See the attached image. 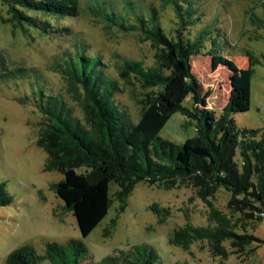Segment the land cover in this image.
I'll use <instances>...</instances> for the list:
<instances>
[{
  "label": "trees",
  "instance_id": "1",
  "mask_svg": "<svg viewBox=\"0 0 264 264\" xmlns=\"http://www.w3.org/2000/svg\"><path fill=\"white\" fill-rule=\"evenodd\" d=\"M0 2L8 14L7 18L1 15L0 21L10 23L15 29L31 27L47 35L62 29L54 27L51 19L81 13L80 0ZM176 6L179 28L170 34L154 7L144 14L128 3L123 13L109 1L90 0L89 8L108 28L134 32L143 41L151 42L156 50L154 66L127 59L119 68L124 81L133 83L136 79L151 90L141 99L140 117L135 123L117 97L120 93L117 79L104 72L101 58L86 55L84 49L78 50L74 58L65 61L68 68L62 67V72L77 95L83 117H78L62 96L50 95V106L43 108L38 143L48 154L46 170H57L64 175L55 184L56 194L77 218L83 237L107 216L114 198L121 202L119 210L123 211L127 198L140 182L165 188L192 185L206 201L220 189L226 190L230 194L228 212L208 201L211 208L207 225L187 223L170 238L172 244L185 250H190L195 242L206 241L213 256L220 257V264H224L230 254L243 253L256 239L248 232L247 222L264 217V126L239 128L233 118V114L250 109L251 78L257 59L248 52L249 66L241 69L221 53V30L215 34L212 25H207L192 32L202 17L192 10L181 12L182 6ZM254 24L264 28V3L263 15H256ZM206 49L214 68L227 65L232 70V91L220 113L208 108L202 85L192 70L191 58ZM77 86L83 89L82 95ZM188 98L193 100L191 108L185 106ZM201 104L205 107L201 108ZM176 112L198 120L196 134L182 144L160 136ZM113 186L117 187L114 193ZM11 202L7 184L0 182V206ZM153 209L158 212L155 206ZM163 220L160 217V222ZM88 253L81 240L48 242L45 254L27 243L13 250L6 264H43L46 259L52 264H82ZM101 262L161 264L158 254L145 245L120 251Z\"/></svg>",
  "mask_w": 264,
  "mask_h": 264
},
{
  "label": "rangeland",
  "instance_id": "2",
  "mask_svg": "<svg viewBox=\"0 0 264 264\" xmlns=\"http://www.w3.org/2000/svg\"><path fill=\"white\" fill-rule=\"evenodd\" d=\"M89 1L80 0L78 16L51 19L54 27L62 28L53 35L31 27L15 29L10 23L0 21V182L7 184L12 197L10 204L0 206V264H6L8 255L24 244H32L38 253L45 254L48 242L70 240H81L87 246L89 253L82 264H105L101 261L120 251L134 250L137 245L156 252L161 264H220L221 258L213 256L206 241L195 242L190 250H185L172 244L170 238L187 223L207 225L211 208L208 201L228 212L230 194L224 189L206 201L192 185L165 188L140 182L127 198L125 209L120 212L121 202L114 198L107 216L87 237L82 236L77 218L56 194L55 184L64 175L57 170H46L48 154L38 143L43 108L50 106V95L58 94L78 117H83L77 95L62 72V67L68 68L65 61L82 49L86 55L99 56L104 72L117 79L120 87L117 97L135 123L140 117L141 99L151 90L136 79L127 83L119 76L120 65L127 59L143 61L147 67L155 65L156 50L151 42L143 41L134 32L108 28L91 11ZM106 1L123 13L128 3L144 14L154 7L170 34L179 28L176 6L179 4L181 12L192 10L202 17L192 32L207 25H212L215 34L222 31L219 49L238 67L247 68L248 52L252 53L257 60L251 78L250 109L233 114V118L239 128L264 126V28L254 24L255 16L263 15L264 0ZM1 15L8 17L7 8L0 2ZM191 62L208 108L220 113L232 91V70L227 65L214 68L207 49L191 58ZM76 89L82 95L81 86ZM192 104L191 98L185 102L190 108ZM197 125L196 118L176 112L160 136L182 144L196 134ZM116 188L113 186V193ZM247 223L248 232L256 239L243 253L230 254L224 264H264V217ZM43 264L52 263L46 259Z\"/></svg>",
  "mask_w": 264,
  "mask_h": 264
}]
</instances>
